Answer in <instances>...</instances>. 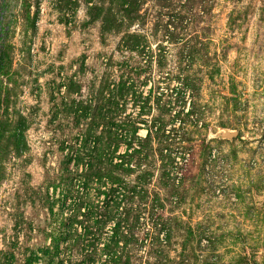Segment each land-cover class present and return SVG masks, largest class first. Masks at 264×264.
<instances>
[{
  "label": "rangeland",
  "instance_id": "374dc122",
  "mask_svg": "<svg viewBox=\"0 0 264 264\" xmlns=\"http://www.w3.org/2000/svg\"><path fill=\"white\" fill-rule=\"evenodd\" d=\"M110 236L264 264V0H0V264H110Z\"/></svg>",
  "mask_w": 264,
  "mask_h": 264
},
{
  "label": "trees",
  "instance_id": "16d2710c",
  "mask_svg": "<svg viewBox=\"0 0 264 264\" xmlns=\"http://www.w3.org/2000/svg\"><path fill=\"white\" fill-rule=\"evenodd\" d=\"M123 88L124 87H121L120 88L121 91H123ZM120 89L118 90V93L119 94H120ZM110 93H112L111 90H110ZM111 101H112V99H111ZM116 129L117 128H115V130ZM118 130H120V129H118ZM119 133L120 134L123 133V134H121L120 136L118 135V137H117L116 136L117 135L116 131L113 132V137H114L113 140H115V142L120 141V140H125L126 141V144H127L126 145V148L127 149L131 148L132 147L131 144H133V143L131 141V137H129V136H132L133 135V131L130 133V135L127 132H123V131H119ZM134 138L136 140H138V141L136 142V148H133L132 147V149H133L132 151H133V153H138L139 154L141 151L143 152V150L145 148V144L147 142L146 141L147 139H146V137L145 138H138L137 136L135 137V135H134ZM116 226H118V223H114V226L112 227V229H114ZM113 234H114V232L112 230L111 231V235H113ZM110 237L111 238H109V240L104 245L105 246V249H107V253L106 254H107V256H109L108 260H110V262H111L110 264H126L125 262L120 263V261H119L120 258H118L117 256H115V254H114L115 253L114 252V248L117 247V244L113 241V237L112 236H110ZM48 253H49V251L47 250V248L46 249H40V250L37 249L35 252H30L29 255H28V257H27V260H26L25 264H33V263L45 264L44 257ZM42 255L44 257H41ZM48 264H49V262H48ZM101 264H105V263H101Z\"/></svg>",
  "mask_w": 264,
  "mask_h": 264
},
{
  "label": "water",
  "instance_id": "95a60500",
  "mask_svg": "<svg viewBox=\"0 0 264 264\" xmlns=\"http://www.w3.org/2000/svg\"><path fill=\"white\" fill-rule=\"evenodd\" d=\"M237 134L236 131L222 130L214 134L215 137L231 139Z\"/></svg>",
  "mask_w": 264,
  "mask_h": 264
}]
</instances>
